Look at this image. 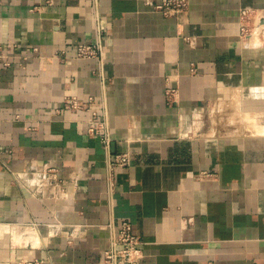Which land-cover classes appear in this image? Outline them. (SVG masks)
<instances>
[{
	"label": "crops",
	"instance_id": "0c3cea01",
	"mask_svg": "<svg viewBox=\"0 0 264 264\" xmlns=\"http://www.w3.org/2000/svg\"><path fill=\"white\" fill-rule=\"evenodd\" d=\"M161 1L0 0V264H102L125 220L141 264H264V133L219 119L264 110V37L241 32L264 0ZM96 41L102 62L76 58Z\"/></svg>",
	"mask_w": 264,
	"mask_h": 264
},
{
	"label": "built area",
	"instance_id": "2783aa9c",
	"mask_svg": "<svg viewBox=\"0 0 264 264\" xmlns=\"http://www.w3.org/2000/svg\"><path fill=\"white\" fill-rule=\"evenodd\" d=\"M190 0H162L160 3L155 4L153 7L156 11L161 12L165 16H179L187 11ZM242 18L245 23L242 25V35L247 39L264 37V25L261 24L260 17L256 16L255 12L250 9L242 10ZM254 18L258 19V25L249 22ZM256 22V21H255ZM258 33V35H257ZM257 35V36H256ZM259 44V43H258ZM1 50V46H0ZM75 56L78 59H98L102 62L104 58L103 47L100 41L96 42H81L75 47ZM68 50L63 49L57 52L62 58L67 57ZM10 61L6 60L5 65L10 66ZM191 71H196L195 68H191ZM179 86L172 84V78H168V86L166 89V97L169 104H175L178 102ZM69 105L73 108L87 107V102L82 103L76 98H70L67 100ZM88 132L93 136H100L102 142L108 150L111 148V138L108 132L102 134L98 130L97 113L93 112V116L88 120ZM131 165L130 152H122L115 156L114 160L109 163V173L113 177V173L117 168L127 167ZM53 173V177L57 178V169L54 167L49 168ZM141 238L134 231L133 225L129 221H123L120 225L118 234L115 241L108 247L103 254L102 264H141V260L144 257L143 250L141 248ZM21 264H45V260L42 258H29L21 262Z\"/></svg>",
	"mask_w": 264,
	"mask_h": 264
},
{
	"label": "rangeland",
	"instance_id": "374dc122",
	"mask_svg": "<svg viewBox=\"0 0 264 264\" xmlns=\"http://www.w3.org/2000/svg\"><path fill=\"white\" fill-rule=\"evenodd\" d=\"M253 114L249 113H243L242 110H238L236 112V116L232 114V110H226L222 115H219L220 119V125H226V128H228L230 131L235 132L237 130L243 133H248L247 126L245 127L244 124H250L252 127V130H250V133L255 134H261L264 133V110H252ZM239 117V118H238ZM214 119V113H209L208 115V122L212 123ZM239 122V124L237 122ZM263 124V125H262ZM225 127V126H224ZM237 133V132H235Z\"/></svg>",
	"mask_w": 264,
	"mask_h": 264
},
{
	"label": "bare ground",
	"instance_id": "6f19581e",
	"mask_svg": "<svg viewBox=\"0 0 264 264\" xmlns=\"http://www.w3.org/2000/svg\"><path fill=\"white\" fill-rule=\"evenodd\" d=\"M264 131V130H263ZM259 135V134H258ZM263 135V134H262Z\"/></svg>",
	"mask_w": 264,
	"mask_h": 264
}]
</instances>
